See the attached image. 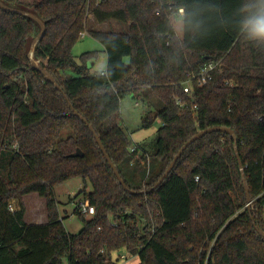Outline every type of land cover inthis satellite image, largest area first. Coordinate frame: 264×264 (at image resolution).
I'll return each mask as SVG.
<instances>
[{
  "label": "trees",
  "instance_id": "trees-1",
  "mask_svg": "<svg viewBox=\"0 0 264 264\" xmlns=\"http://www.w3.org/2000/svg\"><path fill=\"white\" fill-rule=\"evenodd\" d=\"M0 2L32 9L0 7V264H105L120 250L137 264H264V37L254 32L264 0ZM89 17L124 29L89 28ZM83 32L103 46L104 70L88 65L96 50L73 55ZM208 62L217 65L200 84ZM146 90L162 106H147L140 128L161 125L154 150L141 147L135 157L119 105L124 94ZM211 126L235 138L220 130L197 138L149 190L184 142ZM73 177L91 185L76 197L94 207L86 215L75 206L82 222L75 234L54 194ZM32 193L44 199L45 223L24 220L23 196Z\"/></svg>",
  "mask_w": 264,
  "mask_h": 264
},
{
  "label": "rangeland",
  "instance_id": "rangeland-1",
  "mask_svg": "<svg viewBox=\"0 0 264 264\" xmlns=\"http://www.w3.org/2000/svg\"><path fill=\"white\" fill-rule=\"evenodd\" d=\"M21 1L30 2L32 0ZM18 8L19 11L31 14L30 12L32 9L26 5H19ZM173 26L177 35H180L182 32V22L179 19H175L173 20ZM88 27L98 30L122 31L124 29V24L115 20H110L108 22H97L93 17H89ZM33 44H35V39L31 40L29 52H31ZM91 50L98 51L96 59L88 62L89 66L92 62H94V66L91 68V71H94L100 69V65H102L105 61V52L103 51V46L98 40L85 32L84 35H82L74 44L72 53L78 60V56L81 53ZM68 75H70L69 72ZM147 106L152 110H156L162 106V103L149 90L143 91L140 97H134L131 94H124L120 99L118 121L128 134L130 145L136 142L140 148L142 147L148 153H151L155 146L156 131L160 127L161 123L160 121L156 120L151 127L140 128L142 112L145 108H147ZM69 133L70 130L65 129L62 131L61 137H66ZM140 153L142 152L140 151ZM135 160L136 158L133 157L131 161L133 162ZM141 165L144 168L147 167V160H142ZM84 187H86L87 191L91 190V185L87 183L85 186L83 184L82 178L80 177H73L54 187V194L58 203L60 218H62V223L65 229L71 234L77 233L82 226V222L75 213L74 209L77 204L79 205L81 200L80 196L76 197L77 193ZM23 203L25 206V213L27 207L29 208V213L26 217L27 222H45L46 211L43 198L38 197L35 193H32L25 196ZM13 206H15V201L13 202ZM262 214H264V208H262ZM121 251L125 252V250ZM138 262L139 258L137 256H131L127 264H137Z\"/></svg>",
  "mask_w": 264,
  "mask_h": 264
},
{
  "label": "water",
  "instance_id": "water-1",
  "mask_svg": "<svg viewBox=\"0 0 264 264\" xmlns=\"http://www.w3.org/2000/svg\"><path fill=\"white\" fill-rule=\"evenodd\" d=\"M0 7L3 8V9H8V10H13V11H17V12H20L19 10H16V9H11L9 7H6L4 4H2L0 2ZM29 14V13H28ZM31 15V14H29ZM40 25L42 26V24L40 23ZM43 33V26H42V29H41V32L39 34L42 35ZM34 45V44H33ZM29 57L30 59L32 60V63L34 64V66H37L36 65V62L32 59V51L29 52ZM48 78H50L49 75H47ZM73 109V108H72ZM75 114H77L75 111H74ZM80 118L86 123L88 124L81 116ZM90 127V130L92 132H94L93 128L88 125ZM225 131V132H228L233 138H235V135H234V132L233 130L227 128V127H219V126H211V127H208V128H205V129H202V130H199L198 132H196L193 136H191L186 142H184V144L179 148V150L177 151V153L174 155L173 159L170 161V163L168 164V166L166 167V169L164 170L163 174L159 177V179L155 182L154 186L152 188H150L149 190H152L154 187L158 186L162 181L163 179L169 174V172L172 170L175 162L177 161V159L180 157V155L182 154V152L184 151V149L189 145L191 144L193 141H195L197 138L201 137L202 135L206 134V133H209V132H212V131ZM94 137H95V140L99 146V148L101 149L106 161L108 162V165L110 166V168L113 170L116 178L118 179L119 183L124 187V188H127L126 187V184L124 183V180L122 179V177L120 176L119 172L116 170L114 164L112 163L109 155L106 153V150L104 149L100 139L98 138V136L94 133ZM236 150V156L237 158L239 159V156H238V153H237V149L235 148ZM72 155H76V156H82V152L80 149H76L75 153H73ZM239 166H240V170L241 172H243V168H242V164H241V161L239 160ZM243 179H244V176H243ZM245 189H246V194H247V200H248V203L247 205H250L251 203V198H250V195H249V192H248V188L247 186L245 185ZM149 190H144L143 192H147ZM130 192H134L132 190H129Z\"/></svg>",
  "mask_w": 264,
  "mask_h": 264
},
{
  "label": "built area",
  "instance_id": "built-area-1",
  "mask_svg": "<svg viewBox=\"0 0 264 264\" xmlns=\"http://www.w3.org/2000/svg\"><path fill=\"white\" fill-rule=\"evenodd\" d=\"M179 14H183V10L182 9H179ZM85 32L81 33V36L84 35ZM217 65V63L215 62H208L207 64H205L202 69L200 70V72L196 75L197 77V82L200 83V84H204L206 83V81L208 79L211 78V70H213V68H215ZM184 91L185 92H189L190 91V87H189V84L188 82L185 83V86H184ZM138 144L136 142H134L132 145L129 146V150L131 152H135L136 155L135 157L139 156L140 154H142V149L138 148ZM140 151L142 153H140ZM147 167H148V160H147ZM198 177L196 176L195 177V180H197ZM79 212L82 213V214H86V215H91L94 213V207L91 206L88 202V200H85V201H82V202H79ZM9 209L10 210H14L15 209V206H13V202H11L9 204ZM101 252H103V250H101ZM132 255H130L127 251H118V252H111L109 255L106 256L107 258V262L105 264H127L129 258L131 257Z\"/></svg>",
  "mask_w": 264,
  "mask_h": 264
},
{
  "label": "crops",
  "instance_id": "crops-1",
  "mask_svg": "<svg viewBox=\"0 0 264 264\" xmlns=\"http://www.w3.org/2000/svg\"><path fill=\"white\" fill-rule=\"evenodd\" d=\"M105 55V61L103 62V64L102 65H100V69H98V70H104L105 68H106V54H104ZM93 66H94V62H92L91 64H90V68H93ZM26 196V195H25ZM25 196H23V199H25ZM44 200V199H43ZM44 204H45V202H44ZM26 206H27V204H26ZM29 213V208L27 207V210H26V213H25V215H24V220H25V222L26 223H29V222H27L26 221V217H27V214ZM34 214V213H33ZM45 222H46V218H45ZM44 222V223H45ZM34 223H37V222H34ZM43 223V222H42Z\"/></svg>",
  "mask_w": 264,
  "mask_h": 264
},
{
  "label": "clouds",
  "instance_id": "clouds-1",
  "mask_svg": "<svg viewBox=\"0 0 264 264\" xmlns=\"http://www.w3.org/2000/svg\"><path fill=\"white\" fill-rule=\"evenodd\" d=\"M256 35L264 37V21L259 22L254 28Z\"/></svg>",
  "mask_w": 264,
  "mask_h": 264
}]
</instances>
